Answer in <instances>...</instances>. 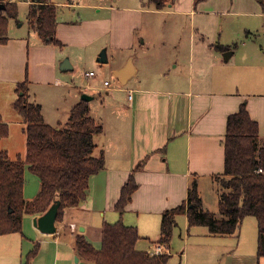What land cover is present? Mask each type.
<instances>
[{"label":"crops","instance_id":"crops-1","mask_svg":"<svg viewBox=\"0 0 264 264\" xmlns=\"http://www.w3.org/2000/svg\"><path fill=\"white\" fill-rule=\"evenodd\" d=\"M50 1L56 6L67 4ZM211 1L212 5L216 3V0L199 3L200 7H203L202 10L207 12L206 16H209L201 23L196 22V8L191 6L193 0H190V6L185 10H180L184 15L191 14L187 23L188 30L185 31H178L180 22L184 23L180 16L163 21V18L159 21L157 17L147 16V13L154 10L167 11L166 8L174 5L169 0H165L161 7L154 3V8L151 4L120 6V10L125 14H135V18L126 20L122 28L113 22L116 8L112 0H98L94 5L112 10L108 17L97 14L88 20L92 26H97L96 22L100 21L105 25L104 30H108V34L99 35L102 40L105 37L101 45L106 44L107 52L110 49L114 52L121 50L126 55L114 67L112 73L115 75L128 61L132 65V73L125 82L118 80L120 84L129 85L124 89L125 101L112 108L107 121L101 122L92 116L89 102L95 98L94 95H88L89 100H85L89 115L103 127L102 132L94 135L96 145L93 153H103L104 166L89 178V190L85 199L75 206L65 207L61 218L56 221L57 231L52 234L54 237L51 239L54 244V264L72 252L75 261L85 259L77 251L76 237L82 235L90 242L94 222H101L98 225L102 233L105 222L114 223L120 220L125 225L135 226L141 237H148V225L153 224L156 228L160 225L165 210L186 200L189 185L194 178L198 187L200 179L223 170L226 118L236 112L243 101L246 102L250 117L257 121L259 142L263 141L261 132L264 128V94L253 89L256 80L252 78V71L257 64L252 57L255 46L252 39H249V33L254 35L252 31L257 28L264 33V11L257 0H231L230 8L234 7L231 11H228V8L209 9ZM25 4V20L16 25L12 23L14 18H10L7 41L0 43V117L6 123L5 113L15 116L11 107L14 108L17 98V86L26 80L28 98H32L31 102H39L43 118L50 124L51 119L47 117L43 99L40 98L36 87L42 86L51 94L55 87L48 86L58 83L56 80L59 78V63L65 53H62L58 45L45 43L41 39L35 28L29 24L30 0H25ZM222 11H225V14L231 12L230 18L221 15L219 12ZM254 14L262 16L259 27L251 20ZM227 18L230 20L227 21ZM56 21V38L61 44H82L80 28L75 23L71 26L69 40V37L64 36L65 23L57 19ZM211 22L215 23L216 32L209 31L206 24ZM97 27L99 29V25ZM234 37L239 38L242 47L248 46L249 51L243 50L242 60H238L235 55L237 43L233 41ZM218 44L225 46V49L217 48ZM70 62L72 67L68 70L75 67L72 58ZM240 67L242 70L244 67L248 72L244 90L240 89V83L237 81ZM73 94L66 110L68 117L70 109L83 100L82 95L85 93L76 90ZM54 106L57 108V105ZM106 109L110 111L109 107ZM25 143L26 137L24 146ZM129 176L133 177L137 188L132 192L122 213H119L115 209V203L120 196L122 185ZM30 182L33 187L28 185ZM37 186L38 179L26 169L24 197L32 198L37 192ZM177 214L184 215L187 230L196 226L188 225L185 212ZM33 216L23 214L22 226L25 219L32 220ZM239 229L230 235L239 236ZM21 231V247L23 243L27 250L32 247V243L23 242L26 238L24 234L22 236ZM41 242H44L43 239ZM156 243H153L154 248ZM43 244L39 246L38 253L36 252L37 255L31 259L30 264L40 261ZM100 246L101 239L100 245L94 247ZM165 248L167 249L166 244ZM87 261L89 264H95ZM256 264H264V256L256 255Z\"/></svg>","mask_w":264,"mask_h":264},{"label":"trees","instance_id":"trees-1","mask_svg":"<svg viewBox=\"0 0 264 264\" xmlns=\"http://www.w3.org/2000/svg\"><path fill=\"white\" fill-rule=\"evenodd\" d=\"M206 0H193L194 7ZM264 9V0H257ZM157 7L165 0H154ZM0 43L7 41L8 21L17 19L15 1L0 0ZM29 24L46 43L61 44L56 38V5L50 0H30ZM18 21V20H17ZM225 49L223 45H216ZM19 91H21L19 93ZM19 95L14 108L23 119L26 136L25 153L12 159L0 147V234L21 231L23 214L36 215L46 209L54 194L60 198L57 220L63 209L75 206L88 194L89 178L104 166V156L94 155V135L102 132V124L89 115L85 100L77 102L68 119L57 125L45 122L41 105L28 100L27 81L17 86ZM7 123L0 117V140L7 134ZM258 124L252 119L243 101L239 109L226 118L224 167L215 176L219 186L217 214L202 207L196 179L181 204L163 212L160 229L161 240L168 242L175 224V214L185 212L189 226L203 225L212 234H231L239 229L245 216L257 221V257L264 256V140L259 142ZM39 181L36 194L24 197L25 170ZM137 183L132 176L124 182L115 209L122 213ZM139 238L137 228L120 220L105 222L101 246L96 248L84 236L76 237L80 255L95 264H167L169 252L148 253L136 249ZM38 244L27 254L23 264L36 254Z\"/></svg>","mask_w":264,"mask_h":264},{"label":"rangeland","instance_id":"rangeland-1","mask_svg":"<svg viewBox=\"0 0 264 264\" xmlns=\"http://www.w3.org/2000/svg\"><path fill=\"white\" fill-rule=\"evenodd\" d=\"M14 1H16L17 3L18 13L17 19H12V23H15L17 25L22 20H25L27 5L25 4V0ZM53 1L60 3L67 2V4L65 5L61 4L56 6V15H58L56 19L65 23L63 25L65 26L64 29L66 30V34H64V36L69 37V40L71 39L69 35V32H71V26H73V23H75L78 28H80L82 44L76 46H74L70 42L66 45L56 44L58 45V47H61L62 53H65L63 58L68 57L69 61H71V58L73 59L75 67L68 71L61 70L60 68L58 69L59 78L57 77L58 80H56L58 83L50 84L49 86L47 85L50 88L55 87L51 94H49L47 90L42 86L36 87L40 98L43 99V106L45 107V110L48 114L47 117L48 119H51L50 125H57L59 121L63 123L68 119L66 110L68 104L70 103V99L72 98V95L74 96L73 93H75L76 90L77 92L82 91L85 94L88 93L87 95H94L95 98H93L89 102L91 114L101 122L107 121V117L110 116L112 108L120 105L122 101H125L126 92L124 89H126L129 85L120 84L112 71L114 67L117 66L118 63L126 57V55H124L123 51L121 50L114 52L113 49H110L109 52H107L106 44L101 45L105 37H103L102 40L99 35H105V33L108 34V30H104L105 25L100 23V21L96 22V25H99V30L97 26H92L88 20L92 16H95L97 14L98 16L108 17L112 10L95 7L94 5L96 4V2H98V0ZM112 1L114 2L116 8L113 22L115 24L117 23L121 28L125 25L124 22L126 20H130L133 17L135 18V14H125L120 10V6L128 4L133 6H145L151 4V7H155V2H153V0ZM169 2H173L174 5L172 7H169L170 9L166 8L167 11L154 10L150 13H147V16H149V18L157 17L159 21L161 18H163V21L168 18L180 16L179 18H182V21H184V23L180 22L178 31L188 30L187 23L189 22L188 19L191 14L188 13V15H184L185 13H181L180 10H185L187 6H190V0H169ZM230 2L231 0H216V3L212 5L213 3L211 1L208 5V8H212L214 10L217 8H228V11H231V9H234V7L230 8ZM191 6L192 8H194V3ZM202 9L203 7H200L199 4L194 10L197 23H201L209 18V16H206L207 12L203 11ZM261 10L264 11L262 6ZM219 13L229 18L231 16V12H229L228 14H225V11ZM229 18H227L226 20H230ZM261 18L262 16L254 14L252 15L251 20L254 21L259 27L262 20ZM206 25L209 27L210 32H216V25L214 22L208 23ZM156 29L157 25L155 27V30ZM226 30L227 32L229 31L228 29ZM252 33L255 34L251 35V33H249V36L251 37L249 39H252V42L255 46V49L252 50V57L254 58V62L257 64L254 68L255 70L252 71V74H254L252 78H255L256 80V84L253 85V89L256 92L264 94V33L260 28L252 31ZM244 35H246V32L244 33ZM233 41L237 43V52L235 53V55L237 56L238 60H242L243 57L241 56L242 53H244L243 50L249 51L248 46L242 47L238 37H234ZM103 48L106 49V53L108 56L107 62H98L96 61V57L98 55V52ZM248 59H246V61H248ZM227 63H229V61ZM90 70L93 71V76L86 75V73ZM60 74H62L63 76H61ZM247 74L248 72L244 70V67L243 70L240 67L237 75V81H239L240 83V89H246L244 85L247 80ZM104 80H107L109 84L105 85L103 82ZM108 90L110 91L106 93V91ZM247 90L250 91L248 88ZM20 92L21 91H19V93ZM19 93L17 92V96L19 95ZM28 100L32 101V98H28ZM54 105H57V108ZM106 107H109L110 111H108ZM11 110L13 114H15V116H9V113L4 114V117L6 118V120L4 118V121H6L7 123L8 132L5 136L1 137L0 145L1 148L5 149L8 155L14 159L16 158L18 153H20L22 157L24 156V137L26 136L23 131L24 123L21 114L13 107H11ZM261 134L263 135L264 140V128ZM222 172L223 170L221 172H214L216 174H213V176L209 175L207 177H204L203 179H200V181L198 182V194L202 200V207L216 214L218 212L219 186L215 181V176L221 175ZM28 185L30 187H33V183L31 182L28 183ZM37 187L39 188V186ZM176 214L175 224L171 230L169 241L163 242L164 245L166 244V251L169 252L168 254L170 255L167 264H256L255 251L257 238V221L254 216L249 215L243 218L240 224V233L238 232L239 236H237L235 234H211L208 233L207 227L203 225H196L190 227L187 230L186 221H184V215ZM95 223L96 222L92 223V236L90 237L89 241L94 246L98 247L100 245L102 234L101 229L99 228L100 225L98 224H101V222H99L98 224ZM148 227L149 230L146 231L148 233V237H141L140 232L138 233L139 238L137 239L138 242L136 244V247L140 251L153 253V243L161 240V229L160 225H157L156 228H154L153 224L148 225ZM18 232L15 234L5 235L4 237L0 236V264L25 263L27 254L35 247L36 243L38 244L37 251L41 243H44L43 249L40 253V261H37L36 264H54V244L53 242H51V239L54 236L52 234L41 233L37 230V228L34 227L31 219H25V221L23 222L21 233L22 236L24 234L26 240H22L25 244H27V241L32 243V247L26 250V247L23 245V243L21 247L19 236L20 231ZM40 238L43 239L44 242L40 243ZM62 241L65 243L67 242L66 239H62ZM35 255L32 258H35ZM30 263L31 260L29 261V264ZM57 264H89V262L83 258L75 261V256L72 252L68 253V256L64 257V259H59V262Z\"/></svg>","mask_w":264,"mask_h":264},{"label":"water","instance_id":"water-1","mask_svg":"<svg viewBox=\"0 0 264 264\" xmlns=\"http://www.w3.org/2000/svg\"><path fill=\"white\" fill-rule=\"evenodd\" d=\"M3 7V3H0V8ZM230 52H228L227 55H229ZM96 61L98 62H107V53L106 49L103 48L98 52V55L96 57ZM72 67L69 59L67 57L63 58L61 62L59 63V68L61 70H68ZM132 73V65L130 61H128L127 65L123 67L122 69H119L115 72V75L117 79L120 82H125L127 78ZM90 96L87 94L82 95L83 100H89ZM60 207V198L58 193L56 192L46 207L44 211H42L39 214H36L32 217V223L33 225L42 233L44 234H53L57 231V215L59 212Z\"/></svg>","mask_w":264,"mask_h":264},{"label":"built area","instance_id":"built-area-1","mask_svg":"<svg viewBox=\"0 0 264 264\" xmlns=\"http://www.w3.org/2000/svg\"><path fill=\"white\" fill-rule=\"evenodd\" d=\"M87 74L88 75H93L94 73H93V71H89V72H87ZM104 84L105 85H108L109 84V82L107 81V80H105L104 81ZM130 95V94H129ZM155 250H154V253H164V252H166V248H165V245H164V243L163 242H157L156 243V245H155V248H154Z\"/></svg>","mask_w":264,"mask_h":264}]
</instances>
